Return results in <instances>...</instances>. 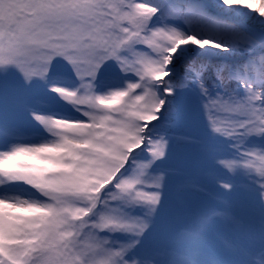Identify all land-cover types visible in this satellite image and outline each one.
Returning a JSON list of instances; mask_svg holds the SVG:
<instances>
[{"label":"snow or ice","instance_id":"obj_1","mask_svg":"<svg viewBox=\"0 0 264 264\" xmlns=\"http://www.w3.org/2000/svg\"><path fill=\"white\" fill-rule=\"evenodd\" d=\"M0 264H264V0H0Z\"/></svg>","mask_w":264,"mask_h":264},{"label":"trees","instance_id":"obj_2","mask_svg":"<svg viewBox=\"0 0 264 264\" xmlns=\"http://www.w3.org/2000/svg\"><path fill=\"white\" fill-rule=\"evenodd\" d=\"M153 2H155V0H153ZM214 15L223 17L224 15H226V13L220 9H216L214 11ZM204 58L206 60H208L210 62V64L219 65V64L226 63V64L231 65V67L235 70V69L239 68L244 63V61L246 59V54L244 57L243 56L238 57L239 59H227L226 60V59H222V58H213L209 55H204ZM211 70L212 69L210 68L209 71H211Z\"/></svg>","mask_w":264,"mask_h":264},{"label":"rangeland","instance_id":"obj_3","mask_svg":"<svg viewBox=\"0 0 264 264\" xmlns=\"http://www.w3.org/2000/svg\"><path fill=\"white\" fill-rule=\"evenodd\" d=\"M204 55H209L213 58H222V59H239L238 57L241 56H245V54H241V53H231V54H221V53H217L215 51H211V52H206Z\"/></svg>","mask_w":264,"mask_h":264}]
</instances>
